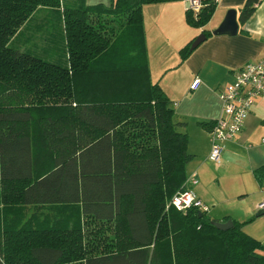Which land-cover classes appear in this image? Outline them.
I'll list each match as a JSON object with an SVG mask.
<instances>
[{
    "label": "trees",
    "instance_id": "obj_1",
    "mask_svg": "<svg viewBox=\"0 0 264 264\" xmlns=\"http://www.w3.org/2000/svg\"><path fill=\"white\" fill-rule=\"evenodd\" d=\"M165 1L0 0V264H264L244 223L171 204L194 155L147 61L143 6Z\"/></svg>",
    "mask_w": 264,
    "mask_h": 264
},
{
    "label": "crops",
    "instance_id": "obj_2",
    "mask_svg": "<svg viewBox=\"0 0 264 264\" xmlns=\"http://www.w3.org/2000/svg\"><path fill=\"white\" fill-rule=\"evenodd\" d=\"M106 5L107 1L102 0ZM100 2V3H102ZM246 0H218V5L206 29L185 27L184 10L188 2L177 3L169 13L158 12L153 18L144 16L147 35V61L152 80L159 82L174 103L176 118L186 121L188 150L194 155L187 165V177L196 176L194 190L209 205V215L216 221H239L244 230L264 245V211L259 205L264 200V178L257 171L264 167V93L257 96L242 130L232 139L224 141L222 159L210 161L212 125L223 113L220 89L236 79L237 71L248 62L264 57V0L246 21L241 12ZM96 0H87L94 5ZM99 4V3H98ZM187 10V9H186ZM237 13L239 25L236 33H216L232 11ZM231 27L233 25L231 23ZM188 28L184 32L183 29ZM163 29L181 47L193 42L199 33L206 35L190 56L181 64L172 59L155 57ZM161 64V65H160ZM168 65V66H167ZM176 69V73L169 70ZM173 74V75H172ZM157 77V78H156ZM201 80L197 89L191 87L194 79Z\"/></svg>",
    "mask_w": 264,
    "mask_h": 264
},
{
    "label": "built area",
    "instance_id": "obj_3",
    "mask_svg": "<svg viewBox=\"0 0 264 264\" xmlns=\"http://www.w3.org/2000/svg\"><path fill=\"white\" fill-rule=\"evenodd\" d=\"M190 8L197 13L202 0H189ZM258 5V4H257ZM200 78L196 77L191 85L197 89ZM264 93V57L248 62L237 71L236 79L220 89L219 97L223 105V115L217 119L212 127V149L209 159L219 163L222 159L224 141L234 138L243 128L257 96ZM198 183L196 176L188 177L186 187L174 194L171 204L177 209L185 211L191 207L209 212L210 207L204 203L194 190ZM264 211V200L259 205Z\"/></svg>",
    "mask_w": 264,
    "mask_h": 264
},
{
    "label": "rangeland",
    "instance_id": "obj_4",
    "mask_svg": "<svg viewBox=\"0 0 264 264\" xmlns=\"http://www.w3.org/2000/svg\"><path fill=\"white\" fill-rule=\"evenodd\" d=\"M105 1H107L108 5L111 4V0H105ZM86 2H87V0H86ZM100 2H102V0H96L95 4H98ZM184 2L185 3L188 2V4L190 3L189 0H174V1H165V2H156V3L145 4L143 6V15L145 16L146 14H148L149 17L153 18V16L156 15V13H158V12L169 13L171 11V9L177 5V3H184ZM102 3L105 4L104 2H102ZM188 8H189V6L186 7V9H188ZM186 9L184 10L185 20L183 21L185 27L190 26V27H193L194 29H202V28L206 29V27H199V26H195V25H192L191 23H189V21L187 20V17H186V11H187ZM209 22L210 21H208L206 23V25L209 24ZM144 25H145V22H144ZM177 29L178 30L179 29H183V30L185 29L184 32H186L187 31L186 29H188V28H177ZM201 34L202 33H199L198 36H200ZM145 39H146V45H147L148 38L146 35V28H145ZM156 40L158 41V43H160V45L155 50V57L161 58L162 60L168 58V59H172L174 61L176 60V62H177V63H175V62L170 61L167 63L168 65L174 64L175 66H177V65L181 64L180 58L182 59V62H183L181 49L183 47H185L188 43L187 44L185 43L181 47H177L180 43L177 42V39H173V36H171V35H169V33L165 32L164 29H163L162 37L156 38ZM147 57H148V54H147ZM148 61H149V58H148ZM169 72L174 74V73H176V69L174 68L171 71L169 70ZM70 264H80V263L74 262V263H70Z\"/></svg>",
    "mask_w": 264,
    "mask_h": 264
},
{
    "label": "water",
    "instance_id": "obj_5",
    "mask_svg": "<svg viewBox=\"0 0 264 264\" xmlns=\"http://www.w3.org/2000/svg\"><path fill=\"white\" fill-rule=\"evenodd\" d=\"M231 23L233 25V28L231 27ZM230 28L229 33H236L238 31V28H239V25L237 23V13L236 11H232V16H231V13L227 16L226 20H225V23L218 29L216 30L215 32L216 33H222L224 32L225 28ZM206 38V35L204 33H202L200 36L196 37L194 39V41L192 42V45H191V49H194L196 47H198V45L203 41L205 40ZM215 225L221 229V230H227V229H230L231 227H233L234 225V221L233 220H228V221H216L215 222Z\"/></svg>",
    "mask_w": 264,
    "mask_h": 264
}]
</instances>
